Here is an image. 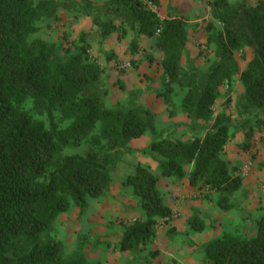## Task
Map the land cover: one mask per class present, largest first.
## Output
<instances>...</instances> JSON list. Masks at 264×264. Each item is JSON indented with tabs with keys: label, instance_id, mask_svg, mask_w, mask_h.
Segmentation results:
<instances>
[{
	"label": "trees",
	"instance_id": "16d2710c",
	"mask_svg": "<svg viewBox=\"0 0 264 264\" xmlns=\"http://www.w3.org/2000/svg\"><path fill=\"white\" fill-rule=\"evenodd\" d=\"M208 4L211 18L204 43L214 55L202 74L181 64L187 49L181 16L159 18L140 0H107L96 7L118 20L99 26L102 39L114 31L121 36L131 31V55L139 36L151 38L160 51L158 95L172 107L177 85L183 91L179 108L191 122L204 124L203 134L183 140L158 134L152 111L133 91L125 102L112 105L91 92L102 70L87 61L89 32L79 34L73 52L33 37L37 22L56 15L62 0H0V264H92L80 251L63 255L62 244L44 235L60 213L72 206L82 208L87 198L107 192L110 167L129 149L130 139L145 133L151 134L145 149L159 155L161 175L186 176L197 189L221 193L242 186L243 177L221 155L235 127L227 110L229 98L216 113L215 103L220 86L232 85L236 77L243 87L237 113L246 114L245 121L253 119L257 127L264 124V0ZM245 48L251 57L241 66L235 52ZM117 82L124 89L120 78ZM249 129L248 136L253 126ZM82 142L90 145L85 153L64 151ZM123 183L140 199L144 218L124 225L118 247L136 253L153 240L157 219L171 218L172 210L161 198L158 177L146 166L137 164ZM217 203L223 209L232 206L226 196ZM186 222L194 231L205 228L195 209ZM200 249L204 264H264V213L254 220L250 235L224 232Z\"/></svg>",
	"mask_w": 264,
	"mask_h": 264
},
{
	"label": "rangeland",
	"instance_id": "374dc122",
	"mask_svg": "<svg viewBox=\"0 0 264 264\" xmlns=\"http://www.w3.org/2000/svg\"><path fill=\"white\" fill-rule=\"evenodd\" d=\"M106 1L62 0L63 6L57 9L56 15L37 22L33 37L66 46L73 52L79 34L89 32L86 36L90 42L87 61L102 70L100 80L90 87L93 94L106 105H112L116 101L125 102L130 96L129 91H133L135 98L152 111L158 134L183 140L194 134H203L202 121L191 122L178 106L182 89L174 86L172 107L158 95L162 89L161 53L152 46L151 38L136 37L137 51L131 55L128 52V44L133 38L131 31L123 36L114 31L103 39L97 34L103 23H118L112 14L96 9ZM140 1L159 18L170 13L184 19L187 49L181 57V64L194 73L202 74L214 55L204 43L205 28L211 18L209 0H159L158 5ZM230 1L253 4L257 0ZM108 52L112 57H107ZM235 57L243 66L251 57V51L249 48L237 50ZM117 78L123 82L124 89L119 88ZM242 91L243 87L235 77L232 85L220 86L221 96L215 103L216 113L229 98L227 110L235 127L221 155L228 161L229 168L235 166L234 172L243 177L238 190L221 193L197 189L188 183L186 176L174 179L161 175L157 168L159 155L145 149L151 139V134L145 133L130 139L129 149L124 150L110 167L107 192L98 198H87L82 208L72 206L60 213L44 237L59 241L63 255L80 251L92 264H204L200 249L203 242L224 232L250 235L254 220L264 213V124L257 127L253 119L245 121L246 114L237 113L235 104ZM249 126H253L250 136L247 135ZM244 143L248 146L244 147ZM89 148L88 143L82 142L66 147L64 151L85 153ZM137 164L146 166L158 177L161 198L171 208L172 216L158 218L153 240L142 245L136 253H131L121 251L118 242L125 224L144 218L140 199L123 183L125 176L132 173ZM185 169L188 171L190 166H185ZM221 196H226L232 206L227 209L220 207L217 199ZM193 209L205 224L202 231H194L187 225L186 220Z\"/></svg>",
	"mask_w": 264,
	"mask_h": 264
}]
</instances>
